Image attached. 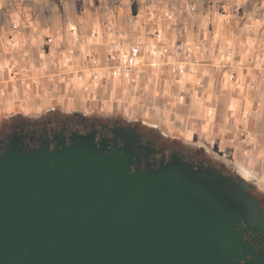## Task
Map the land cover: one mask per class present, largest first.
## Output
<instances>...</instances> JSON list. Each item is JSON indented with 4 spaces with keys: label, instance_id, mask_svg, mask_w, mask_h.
Instances as JSON below:
<instances>
[{
    "label": "water",
    "instance_id": "obj_1",
    "mask_svg": "<svg viewBox=\"0 0 264 264\" xmlns=\"http://www.w3.org/2000/svg\"><path fill=\"white\" fill-rule=\"evenodd\" d=\"M134 127L0 153V264H264L252 184L176 153L157 165ZM112 140V143H109ZM255 257V258H254Z\"/></svg>",
    "mask_w": 264,
    "mask_h": 264
},
{
    "label": "crops",
    "instance_id": "obj_2",
    "mask_svg": "<svg viewBox=\"0 0 264 264\" xmlns=\"http://www.w3.org/2000/svg\"><path fill=\"white\" fill-rule=\"evenodd\" d=\"M208 10L212 14L206 18H214L215 7ZM226 13L223 10L214 19L205 18L212 23L211 33L204 35L206 44L198 31L175 37L173 27L158 21L164 26L161 42L170 51L163 54L159 46L152 49L158 45L156 38L142 34L143 51L135 83L110 74L106 53L104 64L99 65L86 60L84 53L55 52L53 43L39 46L37 39L29 40L37 46L35 52L2 44L0 114L15 117L27 110L32 100L50 103V95H56L65 109L72 106L67 98L77 94L89 100L84 106L90 109L95 105L92 98L101 90L111 95L121 85L132 89L145 85L148 92H157L158 125L176 128L175 139L205 155L224 157L240 171L260 175L264 173V51L258 44L259 34L253 37L244 28L243 15ZM16 40H24L19 29L11 42ZM178 66L184 67L183 73L177 71Z\"/></svg>",
    "mask_w": 264,
    "mask_h": 264
},
{
    "label": "rangeland",
    "instance_id": "obj_3",
    "mask_svg": "<svg viewBox=\"0 0 264 264\" xmlns=\"http://www.w3.org/2000/svg\"><path fill=\"white\" fill-rule=\"evenodd\" d=\"M212 6L215 7L214 18L223 10L224 14H227V10L238 16L243 15L244 28L247 27L246 31L253 37L259 34L258 44L264 51V0H0V50L2 44L6 43L35 52L37 46L30 44L29 40L37 39L39 46H45L47 38L52 37L55 52L71 50L77 55L84 53L86 60L104 64L110 43H115L117 47L130 44L142 47V34L147 33L158 41L157 32L163 41L164 26H159L158 21L173 27L175 37L184 38L198 31L199 38L206 44L204 35L211 33L212 23L206 22L205 18L212 14L208 10ZM214 18L211 15L206 19ZM17 29L23 33L24 40L11 42ZM204 50L206 48L203 47ZM73 74L75 76L72 77L77 78L76 73ZM67 101H72V106L64 109L56 95H50V103L45 105L32 100L29 108L15 117H11L10 113L0 114V126L22 118L45 120L50 116L94 113L102 120L117 118L118 125L136 126L170 144L184 145L180 139L174 138L178 136L176 128L158 125L157 92H148L145 85L139 87L137 84L134 89L127 84L121 85L111 95L101 90L92 98L95 105L90 109L84 106L89 100H82L77 94L67 98ZM206 154L224 163L229 173H239L248 183L264 190V173H245L228 160L224 161V157Z\"/></svg>",
    "mask_w": 264,
    "mask_h": 264
},
{
    "label": "flooded vegetation",
    "instance_id": "obj_4",
    "mask_svg": "<svg viewBox=\"0 0 264 264\" xmlns=\"http://www.w3.org/2000/svg\"><path fill=\"white\" fill-rule=\"evenodd\" d=\"M116 119V120H115ZM102 120L100 116L90 115H70L50 116L45 120L28 119L14 120L8 124L0 126V153L11 139L18 137L24 150L39 147L43 141L49 140L50 147L56 142L55 136L59 139L66 138L68 143L71 136L85 135L90 132L95 133V140L98 142L103 138L111 139L114 136V130L123 126L125 128L134 127L138 133L143 135L141 144H149L155 152H152L148 160L153 165H157L162 158H168L172 153H176L183 159L192 163L203 161L206 164L216 165L224 173H229L226 165L216 162L212 158L207 157L200 150L190 148L185 145L170 144L161 137L153 136L144 130H139L132 125H118L117 118ZM112 143V140H109ZM251 194L258 202L261 210L260 219L264 223V190L252 186ZM244 239L251 243L254 252L264 256V236L261 230L253 232L251 229L244 231ZM255 258V257H254Z\"/></svg>",
    "mask_w": 264,
    "mask_h": 264
},
{
    "label": "built area",
    "instance_id": "obj_5",
    "mask_svg": "<svg viewBox=\"0 0 264 264\" xmlns=\"http://www.w3.org/2000/svg\"><path fill=\"white\" fill-rule=\"evenodd\" d=\"M158 39L157 44L154 45V50L157 46L160 48V52L167 53L166 46L161 42V34L156 33ZM48 43H53V38H47ZM142 53V47L139 44H130L125 47H117L115 43L108 45L106 53V61L108 62L109 72L114 77H126L131 83L136 82V75L138 72V58ZM229 56L230 53L228 52ZM95 61V60H94ZM177 71L179 73L184 72V67L178 66ZM264 80V77L261 78Z\"/></svg>",
    "mask_w": 264,
    "mask_h": 264
}]
</instances>
